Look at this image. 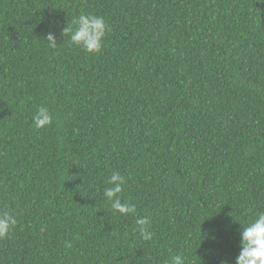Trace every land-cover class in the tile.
Returning a JSON list of instances; mask_svg holds the SVG:
<instances>
[{
    "label": "trees",
    "instance_id": "obj_1",
    "mask_svg": "<svg viewBox=\"0 0 264 264\" xmlns=\"http://www.w3.org/2000/svg\"><path fill=\"white\" fill-rule=\"evenodd\" d=\"M89 14L96 54L62 34ZM3 211L0 264H234L264 211V0H0Z\"/></svg>",
    "mask_w": 264,
    "mask_h": 264
},
{
    "label": "clouds",
    "instance_id": "obj_2",
    "mask_svg": "<svg viewBox=\"0 0 264 264\" xmlns=\"http://www.w3.org/2000/svg\"><path fill=\"white\" fill-rule=\"evenodd\" d=\"M106 31L105 19L99 15L89 14L73 20L72 26L67 25L62 29V34H70L71 42L86 53L96 54L102 49ZM44 38L49 47H56V37L53 33H48ZM52 122L53 117L49 110L40 106L33 116L35 128H46ZM107 183L109 186L104 189L103 195L111 202L112 208L125 216L135 215V205L121 203L118 196L125 183L124 177L118 171L113 172ZM16 223L17 220L13 214L8 211L0 212V239L5 238ZM136 223L141 226L139 230L142 238L146 241L151 240L152 233L148 231L149 219L139 217ZM67 246L70 247L71 244L69 243ZM170 264H185V262L182 256L175 255L171 258ZM223 264H228V262L225 261ZM234 264H264V211L259 212L240 227L239 252L235 257Z\"/></svg>",
    "mask_w": 264,
    "mask_h": 264
}]
</instances>
